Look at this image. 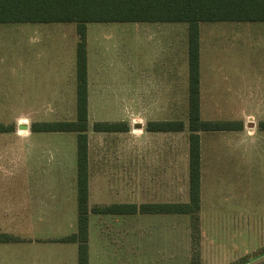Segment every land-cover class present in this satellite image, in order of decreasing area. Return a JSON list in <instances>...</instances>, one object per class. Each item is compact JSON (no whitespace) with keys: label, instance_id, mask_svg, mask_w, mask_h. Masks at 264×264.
<instances>
[{"label":"rangeland","instance_id":"374dc122","mask_svg":"<svg viewBox=\"0 0 264 264\" xmlns=\"http://www.w3.org/2000/svg\"><path fill=\"white\" fill-rule=\"evenodd\" d=\"M184 26L87 24L89 206L188 200L187 131L144 130L149 121L186 123V73L142 80L127 70L170 50L163 41L184 38ZM76 42L74 24H0V123L75 119ZM200 108L203 120L243 123L239 132L201 135V264H264L254 259L264 248V23L200 24ZM96 122H126L129 132L94 133ZM11 135L0 134V233L27 242L0 244V264H76V245L43 241L76 231L75 135H43V152L35 136L21 158ZM129 151H166V186H125L124 170H116L119 186L110 171L107 185L99 182V154ZM189 223L178 215H90L89 264H189Z\"/></svg>","mask_w":264,"mask_h":264},{"label":"trees","instance_id":"16d2710c","mask_svg":"<svg viewBox=\"0 0 264 264\" xmlns=\"http://www.w3.org/2000/svg\"><path fill=\"white\" fill-rule=\"evenodd\" d=\"M174 23L187 31V121H149L147 133L187 131L188 200L186 202L113 203L89 206V122L87 78V24ZM264 23V0H0V24H74L75 119L32 123L31 133L75 135L76 151V231L49 240L54 244L76 245V264H89V216L178 215L190 219L192 254L189 264H201L199 253L201 211V135L239 132L238 121L203 120L200 108V24ZM139 128V126H136ZM13 126L0 123V134L13 132ZM264 131V121L258 125ZM94 133H128L126 122H96ZM27 241L0 233V244ZM264 248L254 257L263 258ZM241 259L236 264H249Z\"/></svg>","mask_w":264,"mask_h":264},{"label":"crops","instance_id":"0c3cea01","mask_svg":"<svg viewBox=\"0 0 264 264\" xmlns=\"http://www.w3.org/2000/svg\"><path fill=\"white\" fill-rule=\"evenodd\" d=\"M185 28V36L184 38H177V36L167 37V41L170 45V50H158L155 54L157 58H155L154 62L150 59V57L145 58V60L138 59L136 62L131 63L130 67H128V71L132 76L138 79H167V78H181L182 73L187 74V31ZM172 38V39H170ZM182 47L185 48V56H181L183 53ZM165 51V52H164ZM162 53V54H161ZM22 61V59H20ZM19 61V60H18ZM89 61L87 56V78L89 72ZM16 67V66H15ZM118 68V66H116ZM49 69V67H48ZM17 69L11 71L14 72ZM50 72H54V67H50ZM103 71V67L100 66V70ZM134 77H131L132 79ZM89 95V94H88ZM89 102V98H88ZM53 105V101H52ZM17 119V118H16ZM45 121H40L38 123H43ZM54 122V121H52ZM37 123V122H36ZM48 123V122H47ZM6 125V124H4ZM10 125V124H9ZM136 127V126H135ZM13 132L8 134H14L13 137L16 139V144H20V149L16 148L14 152L16 158L19 156L20 158L23 155V143L30 141L31 139L39 138L40 140H36L35 146L37 149H40L42 152L44 151V140L43 135L49 133H31L30 128L28 127V123L26 118H18L13 125ZM134 128V126H133ZM42 134V135H41ZM53 134V133H52ZM12 136V135H11ZM2 137V136H0ZM34 141V140H33ZM46 147L49 148V141L46 140ZM51 154L54 156V144L52 142L51 145ZM100 155L97 160V170H98V179L99 182L102 181L104 185H107L106 182L108 172L112 174L114 172V186H119L118 178H116V170H124L125 173V186H166L165 183V171L167 170V162L168 154L166 151H157V152H137L129 151L121 154L109 153L110 156ZM172 158L176 156V153L172 152ZM170 157V156H169ZM177 158V157H175ZM170 167L176 169L177 162L171 163ZM92 168V160L89 149V173H91ZM112 183V182H110ZM89 186H90V177H89ZM55 188V186H53ZM50 239L43 240L44 242L49 243ZM53 240V239H51Z\"/></svg>","mask_w":264,"mask_h":264}]
</instances>
